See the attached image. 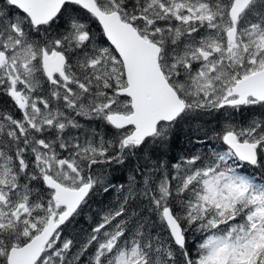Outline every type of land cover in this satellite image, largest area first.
Instances as JSON below:
<instances>
[{
  "label": "snow or ice",
  "instance_id": "obj_1",
  "mask_svg": "<svg viewBox=\"0 0 264 264\" xmlns=\"http://www.w3.org/2000/svg\"><path fill=\"white\" fill-rule=\"evenodd\" d=\"M0 264H264V0H0Z\"/></svg>",
  "mask_w": 264,
  "mask_h": 264
},
{
  "label": "trees",
  "instance_id": "obj_2",
  "mask_svg": "<svg viewBox=\"0 0 264 264\" xmlns=\"http://www.w3.org/2000/svg\"><path fill=\"white\" fill-rule=\"evenodd\" d=\"M93 27L95 28L94 25ZM205 119L207 121H210V123H208L205 126L206 130L216 126L217 121L212 117H205ZM186 129L187 126H185V130ZM183 133L184 132H178L176 141L171 151L169 152L170 157L171 156L178 157L183 152H186L189 148L192 147V145L187 143V139L185 135H183ZM113 175L114 177L118 178L119 181H123L124 179V174L120 171L115 172ZM114 182H118V181L114 180ZM116 198L117 197L113 198L112 192L110 194L101 193L98 196L95 197L92 196L91 200L89 201V206L85 208L82 216L78 218L79 224L77 225V230H79L80 228L87 230L90 224H92L96 214L100 212L102 209H105L107 206H109L113 201H116Z\"/></svg>",
  "mask_w": 264,
  "mask_h": 264
},
{
  "label": "rangeland",
  "instance_id": "obj_3",
  "mask_svg": "<svg viewBox=\"0 0 264 264\" xmlns=\"http://www.w3.org/2000/svg\"><path fill=\"white\" fill-rule=\"evenodd\" d=\"M185 131H186V130H185ZM183 135H185V133H183ZM185 137H186V136H185ZM185 137H184V138H185ZM112 193H113V198L118 196V193H117V192L112 191ZM100 194H101V193H100ZM100 194L93 195V197L98 196V195H100ZM115 202H116V201H113L109 206H112L113 204H115ZM109 206H107L105 209H107Z\"/></svg>",
  "mask_w": 264,
  "mask_h": 264
}]
</instances>
